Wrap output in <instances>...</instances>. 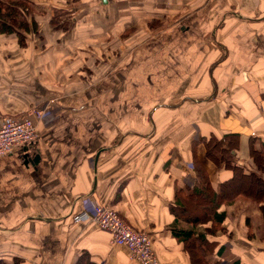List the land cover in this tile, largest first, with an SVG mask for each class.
<instances>
[{
	"label": "crops",
	"instance_id": "0c3cea01",
	"mask_svg": "<svg viewBox=\"0 0 264 264\" xmlns=\"http://www.w3.org/2000/svg\"><path fill=\"white\" fill-rule=\"evenodd\" d=\"M31 2L26 42L0 33V121L45 113L36 138L0 155V258L73 264L84 251L97 264H140L91 219H71L92 190L148 232L161 264H189L170 233L189 226L187 212L170 208L174 190L196 181L194 157L215 191L229 176L200 137L236 133L234 163L259 172L251 150H264V0H222L217 17L193 22L189 0ZM247 199L219 205L223 230L192 226L212 243L210 260L264 264V214Z\"/></svg>",
	"mask_w": 264,
	"mask_h": 264
},
{
	"label": "trees",
	"instance_id": "16d2710c",
	"mask_svg": "<svg viewBox=\"0 0 264 264\" xmlns=\"http://www.w3.org/2000/svg\"><path fill=\"white\" fill-rule=\"evenodd\" d=\"M32 11L31 0H0V33L15 32L18 42L24 44L26 42L24 32L30 28L29 17ZM51 21L54 25L56 24L55 18H52ZM32 25L34 22H31V27H33ZM200 140L203 143L206 157L217 166L228 169L229 176L219 182L218 191H215L210 184V178H208L204 165L200 164L193 156L192 164L196 181L186 189L176 188L174 190V206L170 207L173 211L181 208L182 212H187L185 215H181L182 220L189 226H171L170 233L183 242L189 264H245L236 258L229 262L220 258L210 260L208 257L210 251L207 247L212 243L208 242L202 232H195L192 226L209 220L208 232H213L218 228L223 230L221 222L225 216V210L218 209V207L220 204L230 203L237 194L249 195L264 214V178L260 175V171H264V150H251L252 160L259 169L257 172L256 170H245L241 165L234 163L231 150L237 141L236 133L229 132V134H223L220 137L209 133L206 136H201ZM182 198L185 199L184 205L181 201ZM116 211L118 212V210ZM221 250V247H218L217 256ZM21 260V257L14 256L12 262L8 263L0 258V264H21ZM73 264L97 263L89 259L87 253L81 251Z\"/></svg>",
	"mask_w": 264,
	"mask_h": 264
},
{
	"label": "built area",
	"instance_id": "2783aa9c",
	"mask_svg": "<svg viewBox=\"0 0 264 264\" xmlns=\"http://www.w3.org/2000/svg\"><path fill=\"white\" fill-rule=\"evenodd\" d=\"M44 109L30 108L26 114L5 116L0 121V155L11 151L16 145L29 144L37 136V122L43 117ZM83 199L86 205L75 210L71 219H91L100 228L106 229L112 242L126 246L131 259L140 264H161L151 247L148 232L127 223L111 205L101 202L92 190Z\"/></svg>",
	"mask_w": 264,
	"mask_h": 264
},
{
	"label": "rangeland",
	"instance_id": "374dc122",
	"mask_svg": "<svg viewBox=\"0 0 264 264\" xmlns=\"http://www.w3.org/2000/svg\"><path fill=\"white\" fill-rule=\"evenodd\" d=\"M222 2V0H189L188 4L190 5V15L187 17L190 22L196 21V17L199 16V18L204 17L207 20H209L211 16V12L216 9V17H217V5L218 3ZM226 13H229V10L222 13L224 16ZM161 19L155 18L147 20L148 25H153L154 23H159ZM178 22H182L180 19H178ZM128 28V27H127ZM213 27H208L207 31H211ZM122 34H126V31H124ZM248 201L245 203L247 204L249 209L256 208V205H254V201L252 199H247Z\"/></svg>",
	"mask_w": 264,
	"mask_h": 264
},
{
	"label": "water",
	"instance_id": "95a60500",
	"mask_svg": "<svg viewBox=\"0 0 264 264\" xmlns=\"http://www.w3.org/2000/svg\"><path fill=\"white\" fill-rule=\"evenodd\" d=\"M38 157V155H35L33 158H37Z\"/></svg>",
	"mask_w": 264,
	"mask_h": 264
}]
</instances>
